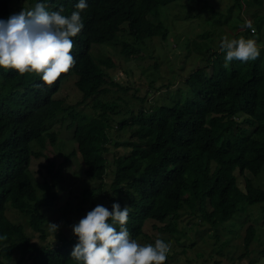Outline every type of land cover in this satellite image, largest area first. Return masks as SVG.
Returning <instances> with one entry per match:
<instances>
[{
	"label": "trees",
	"instance_id": "obj_1",
	"mask_svg": "<svg viewBox=\"0 0 264 264\" xmlns=\"http://www.w3.org/2000/svg\"><path fill=\"white\" fill-rule=\"evenodd\" d=\"M177 1L86 0L88 7L81 12L83 27L72 38L75 65L71 69L51 84H44L33 73L0 70V235L4 236L0 240V264H75L69 256L75 237L59 239L54 245L39 244L20 221L10 217L12 204L18 215L29 217L31 231L45 241L44 212L58 198L54 188L60 169L52 161L47 163L49 180L44 182L39 197L29 167L32 158L41 154L32 150L31 143L45 146V124L61 111L66 112L73 125L74 148L70 154L80 156L86 178L100 179L106 168V144L118 113V104L103 95L107 86L117 83L103 69L101 57H93L92 46L113 43L119 34H127L133 42H125L121 50L134 61L153 37L165 40L167 27L160 11ZM75 3L47 0L46 6L50 10L63 8L67 15ZM9 4L10 0H0V17L12 13ZM254 5L262 8L264 0H235L222 13L225 22H232V38L258 34L256 23L264 14L249 16L254 32L242 27L244 7L249 12ZM205 6L210 10L207 3ZM213 13L205 18H215L217 11ZM218 25L215 21L209 28L222 32ZM198 36L204 43L194 40L192 46L200 55L199 64L180 79L181 85L163 84V97L156 96L151 102L138 97L146 106L138 107L137 112L129 110L128 116L118 122L129 130L122 142L129 150L114 158L110 190L124 197L113 201L129 208L131 238L143 232L147 221L160 231L180 232L174 220L184 207L197 222L217 230L235 215L240 204H260L264 224V189L252 182L264 168V47L260 46V55L254 61L233 60L225 65L223 53L205 40L210 38L208 30ZM72 74L81 93L80 103L90 101L91 114L75 116V106L65 108L60 98H54ZM54 138L51 133V143ZM237 176L243 178L242 188ZM110 205L106 206L109 210ZM255 235L256 228L248 225L243 255L250 253ZM263 254L261 250L259 256ZM250 259L252 264L254 258Z\"/></svg>",
	"mask_w": 264,
	"mask_h": 264
},
{
	"label": "rangeland",
	"instance_id": "obj_2",
	"mask_svg": "<svg viewBox=\"0 0 264 264\" xmlns=\"http://www.w3.org/2000/svg\"><path fill=\"white\" fill-rule=\"evenodd\" d=\"M234 1L178 0L176 3L171 2L162 7L160 18L167 27L165 40L153 37L147 42L146 47H142L141 55L134 61L129 60L121 50L125 42H133L127 34H119L113 43L92 46L93 57H101L105 62L102 65L103 69L117 83V85L107 86L108 90L103 95L105 100L118 104L116 120L112 122L113 129L109 133L110 142L106 144L107 151L104 152L107 159L106 168L98 180L85 177L80 156L70 154L74 148L73 125L66 112L61 111L45 124L46 144L41 147L35 142L31 143L32 150L41 155L33 157L29 167V176L36 186L39 197L43 193L44 182L49 180L45 168L47 163L52 161L55 167L60 169V179L54 188L58 198L51 209L44 212L46 220L42 227L45 231V241L38 239V232L31 231L27 215H18L17 211L12 208V204L9 209L10 217L20 221L26 232L33 234L35 242L39 244L48 242L54 245L62 238L73 239L74 235L71 233L70 225L82 217L86 211L97 204L107 206L113 200L124 199L120 193H112L110 190L114 158L126 154L129 150L122 143L128 138L129 130L121 128L118 122L128 116L129 110L137 112L138 107L146 106L145 102L137 99L138 97H146L147 101L151 102L156 96L163 97L161 94L166 90V87H161L163 84L181 85L184 77L199 64L200 55L193 50L192 46L194 40L200 44L204 43V40L198 36L199 34L208 30L210 38L205 40L213 49L219 48L218 42L221 37L232 38L231 31H229L233 26L232 22L228 20L225 22V16L222 13L226 12ZM206 3L210 6V10H207ZM31 4L32 0H10L9 6L13 13L29 8ZM250 9L249 12L245 7L243 9L241 16L245 20H250L251 14H264V6L259 8L254 5ZM213 11H217L215 18H205L213 16ZM215 21L220 29H224L222 32L209 28ZM256 27L258 34L256 33L257 35L255 34L256 36L252 38L256 40L258 46L264 45V17L256 23ZM253 28L255 29V26ZM74 81L75 75L72 74L62 82L54 98H60L65 108L75 106L73 109L75 116L91 114V102L80 103L81 93ZM151 82L154 88L150 87ZM157 87L161 88L155 89ZM51 133L55 134L52 143L49 140ZM115 142L120 145L115 146ZM237 181L239 187L242 188L243 178L237 176ZM252 182L255 186L264 189V168L252 178ZM262 216L263 211L260 204L242 203L228 222L214 230L206 224L197 222L189 210L184 207L174 220L180 232L160 231L153 227L152 221H147L143 232L136 233V239H154L158 234L170 239L171 248L165 264H249L251 257L254 258L252 264H264V254L259 256V252L264 250ZM168 221L170 220L166 222ZM48 222L58 225L53 234ZM250 224L256 228V235L250 246V253L243 255L246 252L243 247V238ZM183 231L184 234L181 233Z\"/></svg>",
	"mask_w": 264,
	"mask_h": 264
},
{
	"label": "clouds",
	"instance_id": "obj_3",
	"mask_svg": "<svg viewBox=\"0 0 264 264\" xmlns=\"http://www.w3.org/2000/svg\"><path fill=\"white\" fill-rule=\"evenodd\" d=\"M46 4L47 0H32L31 7L0 17V70L33 73L44 84H51L75 65L72 38L83 27L81 12L88 4L76 0L67 15L63 8L50 10ZM242 27L255 31L249 20ZM219 50L225 65L233 60L254 61L261 52L254 38L243 36L221 37ZM128 219L129 208L118 202L113 201L110 210L95 205L70 225L75 243L69 256L75 264H160L165 260L170 239L162 234L149 240L131 238ZM48 225L52 234L58 228L55 223Z\"/></svg>",
	"mask_w": 264,
	"mask_h": 264
}]
</instances>
